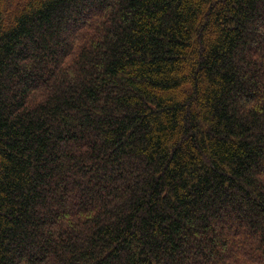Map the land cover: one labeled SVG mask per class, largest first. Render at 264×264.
Segmentation results:
<instances>
[{
	"label": "trees",
	"instance_id": "trees-1",
	"mask_svg": "<svg viewBox=\"0 0 264 264\" xmlns=\"http://www.w3.org/2000/svg\"><path fill=\"white\" fill-rule=\"evenodd\" d=\"M0 264H264V0H0Z\"/></svg>",
	"mask_w": 264,
	"mask_h": 264
}]
</instances>
